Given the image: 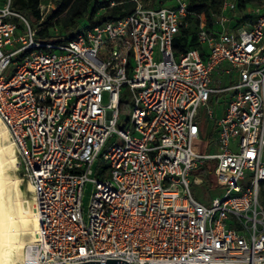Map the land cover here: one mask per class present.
Wrapping results in <instances>:
<instances>
[{"label":"built area","instance_id":"2783aa9c","mask_svg":"<svg viewBox=\"0 0 264 264\" xmlns=\"http://www.w3.org/2000/svg\"><path fill=\"white\" fill-rule=\"evenodd\" d=\"M166 1L54 41L0 0V120L37 216L22 264H264V0L237 28L222 0L178 55L188 0ZM197 173L224 191L197 199Z\"/></svg>","mask_w":264,"mask_h":264},{"label":"trees","instance_id":"16d2710c","mask_svg":"<svg viewBox=\"0 0 264 264\" xmlns=\"http://www.w3.org/2000/svg\"><path fill=\"white\" fill-rule=\"evenodd\" d=\"M42 0H11V7L28 16L33 24H36L42 19V27L38 30V35L54 41H64L71 39L74 35L70 32L64 35L62 38L55 39L56 35L50 27L54 26L55 20L66 11L71 5L73 0H53L55 8H49L45 15L41 17L38 9V5ZM86 7L90 6L88 11H85L82 15H74L71 19L72 29L79 30L80 24L77 17H82L85 25L81 28H86L89 25L102 23L126 14L130 8L128 3L118 2L115 0V4L110 5L112 0H84ZM236 8L231 16L230 26L237 28L243 21H245L249 15L246 13V9L249 7L252 0H235ZM159 5V1L155 2L153 6ZM222 0H188L187 9L189 15L186 17L187 26L181 29L180 35L174 39L173 47L175 54L178 55L192 47L198 46L195 37V30L199 24L208 29L214 27V15L219 14L221 11ZM104 6L105 9L102 13H99L100 7ZM80 28V29H81ZM199 149H205V146H201Z\"/></svg>","mask_w":264,"mask_h":264},{"label":"bare ground","instance_id":"6f19581e","mask_svg":"<svg viewBox=\"0 0 264 264\" xmlns=\"http://www.w3.org/2000/svg\"><path fill=\"white\" fill-rule=\"evenodd\" d=\"M17 162L13 141L0 120V264H22L26 245L34 241L37 229L31 185L28 183L30 197L22 199L19 178L6 174ZM9 190L16 194L13 203Z\"/></svg>","mask_w":264,"mask_h":264},{"label":"rangeland","instance_id":"374dc122","mask_svg":"<svg viewBox=\"0 0 264 264\" xmlns=\"http://www.w3.org/2000/svg\"><path fill=\"white\" fill-rule=\"evenodd\" d=\"M159 0H143V4L146 6H151L153 4H155V2H157ZM253 3L255 5L260 4L262 2V0H252ZM42 2H44V4H50L53 5L54 1L53 0H42ZM165 4H172L171 0H167L165 2ZM134 5L133 2H128V6L129 8H132ZM47 10L51 7H48L46 5ZM90 9V6L86 7L85 5V1L84 0H73L72 1V5L66 10L64 11L61 15L58 16V18L55 20L54 26L50 27L51 30L57 34L55 39H59L62 38L64 35L70 32L71 34H75L76 30L74 31L72 29V24H71V19L74 15L77 14H83L85 11H88ZM104 10L100 9L99 13H102ZM77 20L79 21L80 27L79 29L85 25V22L83 20L82 17H77ZM31 23L33 24V21L31 20ZM43 25V23H42ZM159 59V55H157V53L155 54V60ZM226 96V93L221 94L220 95V99L221 101H225L224 97ZM225 105V103H224ZM206 126V130L205 133H203V138H202V143L203 144H207L210 145L211 141H212V137L214 135V133L211 135L212 129L210 126V123L206 120L205 117H202V126ZM210 134V137H209ZM16 155H17V151L16 148L14 146ZM18 160V157H17ZM7 175L10 177H18L19 178V182H20V197L22 199H26L29 198L31 195V192L29 190V185H28V181L26 178H24L19 171V164L17 162L16 167L12 168V169H8L6 171ZM198 175H200L201 177H203V183L201 184H194L192 185V189L195 192V196L197 199L203 201V202H208L210 200V197H214V196H218L220 195V193H222L224 191V186L221 187H217V189H215V185L216 184V178L215 175L213 173H197ZM193 177V176H192ZM89 188V187H88ZM88 193L89 190H86L85 195H84V199H83V204L86 206L87 202H88ZM9 195H10V199L11 202H14V199L16 197L15 191L13 190H9ZM19 264V263H17Z\"/></svg>","mask_w":264,"mask_h":264},{"label":"water","instance_id":"95a60500","mask_svg":"<svg viewBox=\"0 0 264 264\" xmlns=\"http://www.w3.org/2000/svg\"><path fill=\"white\" fill-rule=\"evenodd\" d=\"M101 264H118V263L115 260L109 259L106 262L101 263Z\"/></svg>","mask_w":264,"mask_h":264},{"label":"crops","instance_id":"0c3cea01","mask_svg":"<svg viewBox=\"0 0 264 264\" xmlns=\"http://www.w3.org/2000/svg\"><path fill=\"white\" fill-rule=\"evenodd\" d=\"M253 2H251V4H252ZM254 4V3H253Z\"/></svg>","mask_w":264,"mask_h":264}]
</instances>
